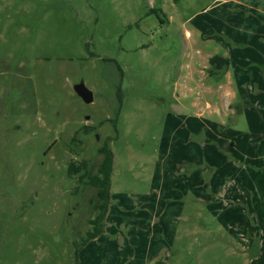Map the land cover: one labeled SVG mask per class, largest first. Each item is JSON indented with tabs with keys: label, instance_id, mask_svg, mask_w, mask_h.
I'll return each instance as SVG.
<instances>
[{
	"label": "rangeland",
	"instance_id": "rangeland-1",
	"mask_svg": "<svg viewBox=\"0 0 264 264\" xmlns=\"http://www.w3.org/2000/svg\"><path fill=\"white\" fill-rule=\"evenodd\" d=\"M262 255L264 0H0V264Z\"/></svg>",
	"mask_w": 264,
	"mask_h": 264
},
{
	"label": "trees",
	"instance_id": "trees-1",
	"mask_svg": "<svg viewBox=\"0 0 264 264\" xmlns=\"http://www.w3.org/2000/svg\"><path fill=\"white\" fill-rule=\"evenodd\" d=\"M216 61L217 59L214 58L211 60V63H216ZM99 153L102 155L103 159L96 173H93L88 169L86 162L82 163L84 174L80 178L82 181L88 179L86 184L96 189V201L93 208L98 211V214L95 219L91 221V225L93 226L92 231H89L87 233V237L81 244V247L102 234L104 230V220L107 216L110 206L111 176L114 156L109 147V144L101 147L99 149ZM80 171V166L71 164L68 170V174L70 178H74V176L78 175ZM250 264H264V255L258 257L257 259H254Z\"/></svg>",
	"mask_w": 264,
	"mask_h": 264
},
{
	"label": "water",
	"instance_id": "water-1",
	"mask_svg": "<svg viewBox=\"0 0 264 264\" xmlns=\"http://www.w3.org/2000/svg\"><path fill=\"white\" fill-rule=\"evenodd\" d=\"M74 91L76 95L81 98L85 104H91L93 102V93L86 87L83 81L74 86Z\"/></svg>",
	"mask_w": 264,
	"mask_h": 264
},
{
	"label": "crops",
	"instance_id": "crops-1",
	"mask_svg": "<svg viewBox=\"0 0 264 264\" xmlns=\"http://www.w3.org/2000/svg\"><path fill=\"white\" fill-rule=\"evenodd\" d=\"M109 209H110V207H109ZM108 214H109V210H108V213H107V216H106V218L108 217ZM94 240H96V239H94ZM82 253V252H81Z\"/></svg>",
	"mask_w": 264,
	"mask_h": 264
}]
</instances>
